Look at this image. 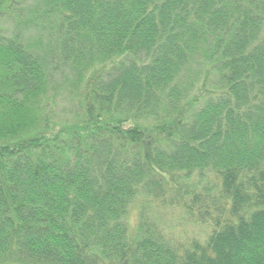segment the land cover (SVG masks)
<instances>
[{
  "label": "trees",
  "instance_id": "16d2710c",
  "mask_svg": "<svg viewBox=\"0 0 264 264\" xmlns=\"http://www.w3.org/2000/svg\"><path fill=\"white\" fill-rule=\"evenodd\" d=\"M0 264H264V0H0Z\"/></svg>",
  "mask_w": 264,
  "mask_h": 264
},
{
  "label": "rangeland",
  "instance_id": "374dc122",
  "mask_svg": "<svg viewBox=\"0 0 264 264\" xmlns=\"http://www.w3.org/2000/svg\"><path fill=\"white\" fill-rule=\"evenodd\" d=\"M61 117H66L69 114V107L62 106ZM157 221L161 223V226L168 231V233L176 238L181 237H191L196 235H202L203 230L199 228L190 229L189 227H183V215L178 211L165 210L158 214H154Z\"/></svg>",
  "mask_w": 264,
  "mask_h": 264
}]
</instances>
